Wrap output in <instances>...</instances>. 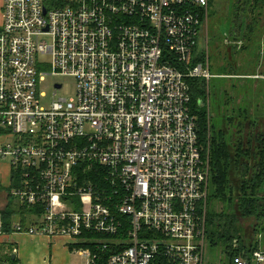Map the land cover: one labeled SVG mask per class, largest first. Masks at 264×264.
Instances as JSON below:
<instances>
[{"label": "built area", "instance_id": "obj_1", "mask_svg": "<svg viewBox=\"0 0 264 264\" xmlns=\"http://www.w3.org/2000/svg\"><path fill=\"white\" fill-rule=\"evenodd\" d=\"M208 8L2 1L0 236L61 238L87 264H208L211 168L191 108L193 81L213 77ZM49 74L74 78L76 96L56 98L55 81L44 105ZM10 197L34 211L13 215L9 231ZM232 264H264V248Z\"/></svg>", "mask_w": 264, "mask_h": 264}, {"label": "rangeland", "instance_id": "obj_2", "mask_svg": "<svg viewBox=\"0 0 264 264\" xmlns=\"http://www.w3.org/2000/svg\"><path fill=\"white\" fill-rule=\"evenodd\" d=\"M2 1H0V13ZM258 1L240 0V12H245L248 23L252 21L253 26L252 30H247L246 32L248 41L241 48L242 52L235 53L231 50L232 44L230 43L232 42L227 37L228 35L226 36L225 34L228 32L230 24V22H225V18L233 10V6L231 5L232 0H210L209 12L204 23L201 40V49L207 58L210 59L212 66L211 74L213 76L211 80H205L206 85L202 89L204 92L201 93L208 106L210 105V110L207 108L209 114L206 119L210 129L209 132L214 135L223 130L224 132H229L227 133V137L231 138L233 142L236 139L245 141V143L247 135V138L250 137L251 139V143H248L250 146H252L254 132L264 131V1L263 3H258ZM224 39L228 41L229 45L225 44ZM50 60L51 57L48 54L39 56L41 63H49ZM231 75H236V77H230ZM55 81L64 83L56 98L65 97L72 99L76 96L77 84L74 78L57 77L49 74L47 75V80L44 82L43 90L47 93V97L43 99L44 105H47V102L53 95ZM223 93H226L230 99L228 105L225 106L229 114L227 116L228 119L223 116V99L225 97ZM237 105L240 106L239 109H237ZM241 109L245 110L243 111L244 115H240ZM253 119L256 122L255 125L249 124V120ZM238 121L242 123L240 126ZM207 156L210 161L208 153ZM233 182L235 185L237 184L236 177H233ZM211 192L212 187L210 188ZM14 202L15 204H19L15 198ZM20 205L21 203L18 206ZM210 208L213 211L224 212L226 205L219 198L215 199L212 196L211 200L209 196ZM237 220V224L242 228V234H240L242 236V244L246 243L247 247L250 245L252 247V243L258 241V246L264 248V217L260 222L256 219L255 215L238 217ZM4 243H0L1 257L8 258V252L14 248L19 249V254L22 255L21 244ZM228 253L231 256L230 248H228ZM69 254L71 264H87V258L81 255L77 249L69 251ZM206 258L208 264H221L225 262L227 258L225 248L221 244L214 249L208 247Z\"/></svg>", "mask_w": 264, "mask_h": 264}, {"label": "trees", "instance_id": "obj_3", "mask_svg": "<svg viewBox=\"0 0 264 264\" xmlns=\"http://www.w3.org/2000/svg\"><path fill=\"white\" fill-rule=\"evenodd\" d=\"M263 1L259 0L258 3H263ZM231 5L233 10L230 15H227L225 22L234 20L236 22L237 19L240 21V19L246 17L244 11L240 12V0H232ZM252 28L251 21L248 23V31L252 30ZM230 36L231 31L228 30L229 39ZM205 85L206 82L203 79H195L193 81L191 108L197 116L205 153L210 156V184L212 187L210 198L211 200L212 196L215 199L219 198L226 205L224 212L209 209L207 224L208 247L214 249L221 244L225 248L227 257L226 261L221 264H232L233 258L241 252L244 253L246 250L247 255L251 256L259 248L258 241L252 243V247L251 245L247 247L246 243L242 244V236H240L242 228L237 224V218L255 215L260 222L264 217V131L254 132L252 146L248 145V143H251V139L250 137L247 138V135L246 144L245 141L236 139L233 142L231 138L227 137L229 132H224L223 130L214 135L210 134L206 120L208 118L207 104L206 100L203 99L204 96L201 95L204 92L202 89ZM223 95L226 96L224 103L228 105L230 99L226 93H223ZM201 100L204 105H202ZM224 110L223 116L228 119L227 116L229 114L225 108ZM243 111L245 110L241 109L240 115H244ZM255 123L254 119L249 120V124L255 125ZM241 124L239 122V126ZM233 177L237 178L236 185L233 182ZM9 199V204L4 214L6 230L10 231L13 215L31 213L34 208L26 205L18 206L15 204L14 198L10 197ZM255 229L257 231L256 227ZM228 248L231 249V256L228 253ZM4 261H8L10 264L17 263L12 256L8 258L0 256V262ZM103 263L102 260L101 264Z\"/></svg>", "mask_w": 264, "mask_h": 264}, {"label": "crops", "instance_id": "obj_4", "mask_svg": "<svg viewBox=\"0 0 264 264\" xmlns=\"http://www.w3.org/2000/svg\"><path fill=\"white\" fill-rule=\"evenodd\" d=\"M225 40L226 39H224V42ZM225 44L229 45V43L226 42ZM230 77L234 78L236 77V75H231ZM0 179H1V175H0ZM4 190L5 188L1 187L0 192H3ZM5 191L4 193H6ZM9 200L10 199L8 198V204H9ZM26 236H30V237H26ZM0 243L21 244V250L23 251L22 255L19 254L20 250L17 248L16 249L18 252L17 254H15L14 257H13L14 255L13 252L9 254V256H12L14 261H16L19 264H71L72 263L69 260L70 259L69 251L71 252V249L65 244V241L61 238L52 239L40 235L31 236V235L23 234V235L11 236L10 234H6L5 236L2 237L0 236Z\"/></svg>", "mask_w": 264, "mask_h": 264}, {"label": "flooded vegetation", "instance_id": "obj_5", "mask_svg": "<svg viewBox=\"0 0 264 264\" xmlns=\"http://www.w3.org/2000/svg\"><path fill=\"white\" fill-rule=\"evenodd\" d=\"M229 22H231V26L229 24V30L231 31L230 41L233 43L231 50L235 53H240L243 51L241 48H243L245 46L244 44L248 41V36L246 35V32L248 30V19L246 17H243L242 19H240V21L237 19L236 22L235 20L229 21ZM240 23L241 25H239ZM225 99H226V96L223 99L224 108L226 106V104L224 103ZM239 108L240 106H238L237 109Z\"/></svg>", "mask_w": 264, "mask_h": 264}, {"label": "water", "instance_id": "obj_6", "mask_svg": "<svg viewBox=\"0 0 264 264\" xmlns=\"http://www.w3.org/2000/svg\"><path fill=\"white\" fill-rule=\"evenodd\" d=\"M226 34V36L228 35V32L227 33H225ZM228 37V36H227ZM226 43H228V41H225ZM15 255H13V257H14Z\"/></svg>", "mask_w": 264, "mask_h": 264}]
</instances>
